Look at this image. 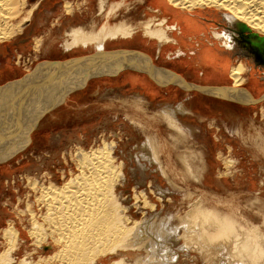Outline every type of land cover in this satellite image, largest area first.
Segmentation results:
<instances>
[{"label":"rangeland","instance_id":"374dc122","mask_svg":"<svg viewBox=\"0 0 264 264\" xmlns=\"http://www.w3.org/2000/svg\"><path fill=\"white\" fill-rule=\"evenodd\" d=\"M149 1L105 0L104 10L112 3H121V7L108 20L109 25L126 22L138 28L133 38L106 41L104 49L144 51L152 57L156 66L174 73H185L176 59L179 53L172 52V43L162 45L163 42L142 33L141 24L155 21L154 14L146 11ZM30 2L34 3L35 0H28ZM64 2L41 0L33 11L32 19L21 32L0 42L3 46L0 51L12 45L11 50L4 52L7 63L4 70L0 69V74L8 76L3 80L12 77L18 79L40 62L66 61L95 51L91 47L80 46L67 51L63 42L67 34L78 27L93 33L105 22V13L97 14L98 0H89L86 6L82 4L81 9L74 7L70 14H66ZM222 13L228 14L225 11ZM199 20L187 22L184 33L185 38L190 36L198 44L195 53L190 58L182 56L179 60L188 70L198 72L193 62L198 57L202 58L206 64H200V69L207 76L217 74L221 77L228 73L227 83L219 87L230 86V56L238 50L236 46L244 47L237 41L235 45L231 44L232 49L226 48L213 36L229 26L224 19L226 23L222 18L208 14ZM224 32L228 39L239 37L236 30H232L233 34L226 30ZM250 34L262 38L253 31ZM36 37H42L38 48H35ZM184 45L190 46L187 39L182 43ZM198 47L200 50L197 53ZM218 59V63L210 64L211 60ZM239 62L247 70L242 75L246 80L240 88L246 89L254 99H259L264 94V65L247 60V56H233V65ZM126 70L114 76L93 78L87 85L73 89L65 96L63 103L41 115L26 149L0 164V251L5 247L2 229L12 224L21 237L14 253L17 260L28 255L33 264H58L39 261V258L51 255L56 247L48 241L47 245L37 249L27 232L31 225L30 214L26 210L28 203L36 216L43 215L45 211L35 200L39 190L32 189L28 178L46 183L50 177L52 183L62 184L70 171L77 172L76 165L69 159L75 148H95L102 140L116 142L114 154L118 161L123 162V173L127 180L117 188L124 198L123 204L129 207L134 218L139 219L144 214L149 218L154 217L157 223L167 221L168 228L173 231L182 223L180 221L186 219V212L199 204L202 210L213 211L218 217H228L245 228V225L255 227L264 233V101L245 105L208 94H183L171 86L151 92L154 101L150 102L149 98L143 99V94L149 97L150 92L140 82L138 75L141 74ZM181 101L183 105L189 104L187 107L192 105L195 109L191 108L188 114L177 115L183 126L182 133L168 126L160 115L161 109ZM153 155L157 158H153ZM227 160L233 162L229 170L225 168ZM143 194L149 203L154 204L153 209L145 206L140 197ZM196 218L192 221H203ZM183 243V239L176 235L170 240L173 250ZM179 251V260L172 264H206L203 256L196 255L194 251L188 254H183L184 250ZM123 253L126 252L117 254ZM132 254L130 259L137 263L136 256L140 254ZM110 261L106 259L104 264Z\"/></svg>","mask_w":264,"mask_h":264},{"label":"bare ground","instance_id":"6f19581e","mask_svg":"<svg viewBox=\"0 0 264 264\" xmlns=\"http://www.w3.org/2000/svg\"><path fill=\"white\" fill-rule=\"evenodd\" d=\"M88 1L65 0L66 14H70L74 7L81 9L82 4L86 6ZM144 1L147 0H139ZM40 3L41 0L30 4L28 0H0V42L21 32ZM104 4L105 0H98L97 14L105 13L106 18L102 25L93 33L78 27L68 33L63 42L67 51L80 46L95 49L93 53L66 61L40 62L20 78L0 84V164L26 149L41 115L63 103L65 96L73 89L87 85L93 78L118 75L126 69L139 72L140 82L148 87L150 93L179 86L189 92L191 90L190 93L213 95L245 105L258 101L246 89L240 88L246 80L242 75L247 71L241 62L229 69L232 79L230 86L213 87L186 82L183 76L156 66L152 57L144 51L105 50L106 41L133 38L138 27L134 28L126 22L109 25L108 20L121 7V3H112L107 10H104ZM146 11L154 14L155 21L141 24L140 29L146 37L163 42L162 45L174 41L182 45L184 40L186 42V23L195 22L208 14L239 28L238 32L243 38L252 31L264 38V0H150ZM41 41L42 37L35 38V48L41 46ZM150 93L149 97L144 93V98H140L154 101L153 93ZM187 106L181 101L161 109L160 115L168 126L182 133L183 126L177 115L188 114L191 108ZM100 142L99 146L88 150L80 146L75 148L69 159L76 165L77 172L70 171L62 184L52 183L50 177L48 182L45 180V185L35 178H28L32 189L39 190L35 200L45 211L43 215L36 216L28 203L26 210L30 214L31 225L27 232L37 249L47 245L48 241L56 247L51 255H45L39 261L104 264L106 259H110L109 264H172L178 259L180 249L184 250L183 254L194 251L196 255L203 256L206 264H264V233L260 229L247 225L245 228L228 217H218L213 211L200 209L199 204L186 212L185 222L181 219L182 223L173 231L168 228L167 221L166 224L157 223L154 217L149 218L144 214L139 219L134 218L129 207L123 204L124 198L117 188L126 179L123 162L118 161L114 154L116 142ZM153 158L157 156L153 155ZM226 163L225 168L229 170L233 162L227 160ZM140 197L145 206L154 208L144 194ZM196 217L203 221H192ZM175 235L184 243L173 250L170 240ZM2 236L5 247L0 251V264L34 263L28 259V255L18 260L14 255L21 238L17 228L12 224L7 225L2 229ZM121 251L126 253L118 255ZM132 253L140 254L136 256L137 263L130 259Z\"/></svg>","mask_w":264,"mask_h":264},{"label":"crops","instance_id":"0c3cea01","mask_svg":"<svg viewBox=\"0 0 264 264\" xmlns=\"http://www.w3.org/2000/svg\"><path fill=\"white\" fill-rule=\"evenodd\" d=\"M63 5V4H62ZM191 38L192 37H190V36H187L186 37V39L189 41V43H190V46H182V45H179L178 44V42H176V41H174L172 44L174 45V47H173V51L172 52H174V54H175V52L176 53H179V54H177L178 56H177V61L178 62H180L181 63V65H182V68L183 69H185L184 71H185V73H180V72H175V73H177L178 75H180L183 79H185L186 80V82H188V83H190V84H194V85H202V86H204V85H213V87H219V86H221L222 84H225V83H227V81H228V73H226L224 76H221V77H219V75H217V74H213V75H208L207 76V74L206 73H204L201 69H200V64L202 65L203 63H205L204 62V60L202 59V58H197L196 60H194V62H193V66H195L196 68H198V72H193V71H191V70H188L187 68H186V65H184V63H183V61L182 60H179V58L180 57H182V56H186V58H190V57H192L193 55H194V53H195V48L198 46V44L195 42H193V40H191ZM15 44H16V42H15ZM211 44V43H210ZM1 45V44H0ZM0 47H3L2 45L0 46ZM11 47H12V45L10 46V48H7V49H5V50H3V51H0V69L2 70H4V68H5V66H6V63H7V58H6V56L4 55V52H6L7 50H11ZM232 47V46H231ZM3 49V48H2ZM199 50H200V47H198L197 48V53L199 52ZM239 51H240V49H239ZM238 53L239 52H237V53H234L233 52V54H231V56H230V60H231V65L230 66H232L233 65V63H232V59H233V56H238ZM208 55H206L205 57H207ZM218 61H219V59L218 60H211L210 61V64L211 65H213V63L214 64H216V62L218 63ZM208 64H209V62H208ZM9 65V64H8ZM207 66V65H206ZM205 67V66H204ZM0 70V71H1ZM6 76H8V75H6V74H4V75H1L0 74V81H2L3 80V77H6ZM227 78V79H225V81L224 80H222L223 78ZM13 79H16V77H12L11 79H7V80H13ZM6 80V79H5ZM5 80H3V82H0V84L2 83H5V82H7V80L5 81ZM199 80V81H198ZM5 81V82H4ZM190 81V82H189ZM192 81V82H191ZM175 87V89L178 91V92H180V91H182L181 93H183V94H185V93H189V94H193V93H190L191 92V90H190V92L189 91H187L185 88H183V87H180V88H183V90L182 89H180L179 88V86L177 87V86H174ZM195 91V90H194ZM199 93V92H198ZM190 108H192L194 111H195V109L191 106Z\"/></svg>","mask_w":264,"mask_h":264},{"label":"flooded vegetation","instance_id":"af4514ba","mask_svg":"<svg viewBox=\"0 0 264 264\" xmlns=\"http://www.w3.org/2000/svg\"><path fill=\"white\" fill-rule=\"evenodd\" d=\"M226 27V26H225ZM233 28V29H232ZM236 30V32H238V30H239V28H237V27H234V26H227L226 28H224V30H226L227 32H229V33H231V34H233V32H232V30L233 31H235ZM224 30L222 31V32H220V33H218V34H213V36L216 38V39H219L222 43H221V45H223V46H225L226 48H233V47H231L233 44L235 45L236 44V42L238 41L237 39H239V38H235L234 39V37H231V38H227L226 37V35H225V32H224ZM239 33V36H240V32H238ZM232 44V45H231ZM248 46V45H247ZM237 51H234V53H237V52H239L238 53V55L240 56V57H242V58H246V56H247V60H250V61H253L254 63H258V62H256V59L257 58H255L254 56H253V54L252 53H250L251 51H250V48L248 47H246V48H240V46H238L237 47ZM239 49H240V51H239ZM243 49V50H242ZM245 50V51H244ZM262 58H263V55H262ZM263 61H264V59H263Z\"/></svg>","mask_w":264,"mask_h":264},{"label":"water","instance_id":"95a60500","mask_svg":"<svg viewBox=\"0 0 264 264\" xmlns=\"http://www.w3.org/2000/svg\"><path fill=\"white\" fill-rule=\"evenodd\" d=\"M238 41L240 42L239 45L243 46L245 44L250 46V53H252L253 56L257 58L256 62H258V64L264 65V61L262 58V55L264 54V38L256 37L255 35H248L246 36V38H243L240 35ZM262 101H264V94L258 99V101L254 102L253 104Z\"/></svg>","mask_w":264,"mask_h":264}]
</instances>
